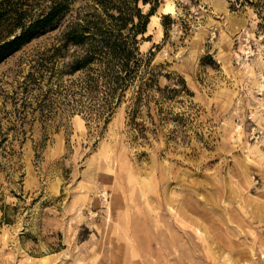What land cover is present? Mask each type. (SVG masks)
Listing matches in <instances>:
<instances>
[{
	"label": "rangeland",
	"instance_id": "rangeland-1",
	"mask_svg": "<svg viewBox=\"0 0 264 264\" xmlns=\"http://www.w3.org/2000/svg\"><path fill=\"white\" fill-rule=\"evenodd\" d=\"M251 1L138 2L152 9L140 51L161 85L181 76L193 92L147 140L126 103L97 127L48 95L75 50L51 48L93 0L0 62V264H264V0Z\"/></svg>",
	"mask_w": 264,
	"mask_h": 264
},
{
	"label": "trees",
	"instance_id": "trees-1",
	"mask_svg": "<svg viewBox=\"0 0 264 264\" xmlns=\"http://www.w3.org/2000/svg\"><path fill=\"white\" fill-rule=\"evenodd\" d=\"M73 1L0 0V62L38 33L53 28ZM93 1L95 6L82 16L78 13L61 33V47L51 48V56L69 45L75 50L56 75V88L48 86V95L62 97L97 127L126 103V124L135 137L147 140L156 131V116L169 119L166 106L193 92L181 76L173 84L161 85L162 74L152 64L153 52L140 51L139 36L147 32L152 9L143 13L138 2L152 3L154 8L156 0ZM240 3L258 5L251 0ZM46 70L51 83L55 70L53 66ZM62 74L69 76L66 82Z\"/></svg>",
	"mask_w": 264,
	"mask_h": 264
},
{
	"label": "bare ground",
	"instance_id": "bare-ground-1",
	"mask_svg": "<svg viewBox=\"0 0 264 264\" xmlns=\"http://www.w3.org/2000/svg\"><path fill=\"white\" fill-rule=\"evenodd\" d=\"M167 4V5H166ZM165 5V7L163 8V12L164 13H172L173 12V5H172V3L171 2H167Z\"/></svg>",
	"mask_w": 264,
	"mask_h": 264
}]
</instances>
